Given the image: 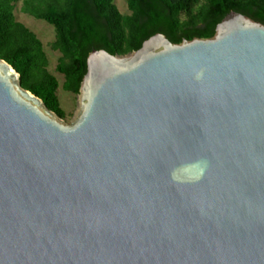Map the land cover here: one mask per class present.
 Returning a JSON list of instances; mask_svg holds the SVG:
<instances>
[{
  "label": "water",
  "instance_id": "obj_1",
  "mask_svg": "<svg viewBox=\"0 0 264 264\" xmlns=\"http://www.w3.org/2000/svg\"><path fill=\"white\" fill-rule=\"evenodd\" d=\"M87 66L66 124L0 60V264H264V24Z\"/></svg>",
  "mask_w": 264,
  "mask_h": 264
},
{
  "label": "trees",
  "instance_id": "obj_2",
  "mask_svg": "<svg viewBox=\"0 0 264 264\" xmlns=\"http://www.w3.org/2000/svg\"><path fill=\"white\" fill-rule=\"evenodd\" d=\"M20 1L0 0V60L21 75L25 90L64 120L59 82L48 70L44 45L15 17ZM128 7L131 14L125 16L114 0H23L22 12L54 27L53 50L61 54L57 72L65 78L63 90L76 96L95 50L128 55L158 34L173 44L210 39L232 12L264 24V0H128Z\"/></svg>",
  "mask_w": 264,
  "mask_h": 264
},
{
  "label": "rangeland",
  "instance_id": "obj_3",
  "mask_svg": "<svg viewBox=\"0 0 264 264\" xmlns=\"http://www.w3.org/2000/svg\"><path fill=\"white\" fill-rule=\"evenodd\" d=\"M115 5L121 12V14L128 16L130 15V10L128 7V0H114ZM23 0H21L15 9V17L18 22L24 24L29 28L43 43L45 52L49 60V72L53 75L59 82V90L57 96L60 101L61 109L65 113V119L63 120L66 124H70L75 111L77 109V96L72 93H66L63 90V84L65 78L63 75L57 72V66L61 54L53 50V45L56 41V32L54 27L46 22L38 21L33 17H30L22 12Z\"/></svg>",
  "mask_w": 264,
  "mask_h": 264
}]
</instances>
